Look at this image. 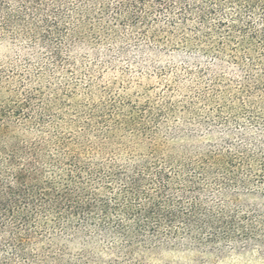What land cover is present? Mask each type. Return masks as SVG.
<instances>
[{
    "label": "trees",
    "instance_id": "obj_1",
    "mask_svg": "<svg viewBox=\"0 0 264 264\" xmlns=\"http://www.w3.org/2000/svg\"><path fill=\"white\" fill-rule=\"evenodd\" d=\"M146 19H196L177 50L241 55L231 99L77 97L71 51L111 38L106 20ZM12 45L36 60L0 57V264H152L177 246L264 258V211L242 201L264 199V0H0Z\"/></svg>",
    "mask_w": 264,
    "mask_h": 264
},
{
    "label": "rangeland",
    "instance_id": "obj_2",
    "mask_svg": "<svg viewBox=\"0 0 264 264\" xmlns=\"http://www.w3.org/2000/svg\"><path fill=\"white\" fill-rule=\"evenodd\" d=\"M106 21L114 29L108 32L111 38L96 42L93 50L79 47L71 51L75 64L62 73L63 79L77 85V97L90 87L95 99L103 93L140 103L167 101L181 106L199 101V94L212 89H217L218 97L231 99L243 75L241 55L237 60L216 58L199 51L177 50L168 44L190 37L197 26L196 19H146L144 23L118 26ZM234 35L240 36L238 32ZM0 57L36 60L33 50L14 45L0 46ZM242 201L264 211V199ZM147 260L152 264H264L255 249L230 250L215 257L183 246L160 247L150 252Z\"/></svg>",
    "mask_w": 264,
    "mask_h": 264
}]
</instances>
